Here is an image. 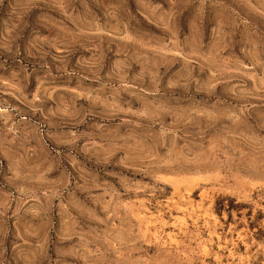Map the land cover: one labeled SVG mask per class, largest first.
<instances>
[{
    "label": "rangeland",
    "instance_id": "374dc122",
    "mask_svg": "<svg viewBox=\"0 0 264 264\" xmlns=\"http://www.w3.org/2000/svg\"><path fill=\"white\" fill-rule=\"evenodd\" d=\"M0 264H264V0H0Z\"/></svg>",
    "mask_w": 264,
    "mask_h": 264
}]
</instances>
